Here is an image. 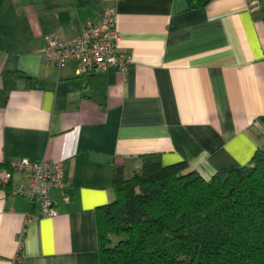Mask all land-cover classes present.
I'll return each mask as SVG.
<instances>
[{"label": "crops", "instance_id": "1", "mask_svg": "<svg viewBox=\"0 0 264 264\" xmlns=\"http://www.w3.org/2000/svg\"><path fill=\"white\" fill-rule=\"evenodd\" d=\"M0 0V172L27 158L61 163L59 215L0 188V264H100L98 217L114 169L143 157L186 162L205 179L264 149V0ZM115 7L132 58L79 76L43 55L45 36H79Z\"/></svg>", "mask_w": 264, "mask_h": 264}, {"label": "trees", "instance_id": "2", "mask_svg": "<svg viewBox=\"0 0 264 264\" xmlns=\"http://www.w3.org/2000/svg\"><path fill=\"white\" fill-rule=\"evenodd\" d=\"M113 190L98 217L100 264H264V149L210 179L148 154L130 179L115 167Z\"/></svg>", "mask_w": 264, "mask_h": 264}, {"label": "built area", "instance_id": "3", "mask_svg": "<svg viewBox=\"0 0 264 264\" xmlns=\"http://www.w3.org/2000/svg\"><path fill=\"white\" fill-rule=\"evenodd\" d=\"M256 4L254 0H249ZM118 14L115 7H105L97 22L88 24L83 32L73 38H64L58 33L45 36L43 55L48 62L62 67L70 61L78 62V75H95L117 67L127 74L132 58L118 50L120 33L117 30ZM14 173L22 174L28 183L11 190L12 196H22L30 201H39L41 216L56 218L57 203L51 193L64 187V169L61 163L27 158L11 161L7 169L0 172V188L7 191Z\"/></svg>", "mask_w": 264, "mask_h": 264}, {"label": "rangeland", "instance_id": "4", "mask_svg": "<svg viewBox=\"0 0 264 264\" xmlns=\"http://www.w3.org/2000/svg\"><path fill=\"white\" fill-rule=\"evenodd\" d=\"M111 239H112V243H113V244H116V243L120 240L119 237H116V236H114V235L111 236Z\"/></svg>", "mask_w": 264, "mask_h": 264}]
</instances>
